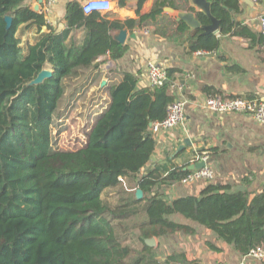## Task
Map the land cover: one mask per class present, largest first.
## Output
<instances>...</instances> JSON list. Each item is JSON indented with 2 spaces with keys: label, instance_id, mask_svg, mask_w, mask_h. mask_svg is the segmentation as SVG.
I'll list each match as a JSON object with an SVG mask.
<instances>
[{
  "label": "trees",
  "instance_id": "1",
  "mask_svg": "<svg viewBox=\"0 0 264 264\" xmlns=\"http://www.w3.org/2000/svg\"><path fill=\"white\" fill-rule=\"evenodd\" d=\"M145 1L139 0L138 19L124 22L99 12L86 15L74 3L68 28L56 31L43 13L21 6L22 0H0V264H190L184 253L164 259L157 246L146 243V238L195 232L172 219L175 214L212 230L244 255L264 244V188L251 197L230 185L210 184L199 196L169 199L161 186L180 182L191 172L189 164L144 172L156 149L151 124L166 118L178 97L172 89L174 69L164 85L144 88L134 73L124 72L120 82L106 86L109 104L84 129V144L56 147L53 125L73 102L62 109L71 80L98 67L100 56L118 60L128 51L111 31L153 25L157 31L167 28V36L170 29L180 35L189 30L184 21L174 20L170 27L160 22L165 7L190 6L156 0L142 14ZM211 1L220 31L228 32L233 21L226 6L236 7L238 0ZM7 16L13 19L10 27ZM199 19L211 22L203 13ZM23 24L49 31L24 47L17 35ZM80 27L86 30L84 40L69 41ZM219 45L215 33L195 30L189 38V52H212ZM46 65L53 76L28 85ZM138 188L144 193L140 199ZM110 189L117 190L115 203L103 197Z\"/></svg>",
  "mask_w": 264,
  "mask_h": 264
},
{
  "label": "crops",
  "instance_id": "2",
  "mask_svg": "<svg viewBox=\"0 0 264 264\" xmlns=\"http://www.w3.org/2000/svg\"><path fill=\"white\" fill-rule=\"evenodd\" d=\"M86 1L56 0L45 15L47 23L56 31L67 29L70 6L74 3L82 6ZM155 1L146 0L141 13L149 12ZM113 2L114 9L102 16L122 22L129 18L138 19L139 0H126L124 6L119 5V0ZM176 2L190 6L189 0L188 3L186 0ZM37 5V12H40L43 0H22L21 3V6L33 10ZM228 7L233 25L228 32L222 33L220 29L215 32L220 39L215 51L189 52V38L196 30L190 27L182 35L170 29L167 36L163 33L167 28L157 31V26L153 25L125 27L128 34L124 44L129 48L122 58L113 60L108 54L102 55L97 59L98 67L83 69L84 73L80 72L71 83L68 82L66 101L91 102L92 108L82 111L81 116L91 115L94 121L109 104L106 86L120 82L124 72L134 73L138 78V87L144 88L151 85L147 75L148 62L175 70V80L181 88L177 96L186 100V118L176 128L155 135V153L144 172L156 166L167 169L190 166L197 155L207 152L208 166L215 176L212 181L164 184L160 192L165 194V198L199 196L210 184L230 185L235 189L241 187L251 197L264 188V124L246 114L220 115L203 106L207 97L217 94L264 99V36L260 25V19L264 17V0H238L236 7ZM165 8L160 25L167 23L170 27L174 20L179 22V11ZM47 31L45 27L38 30L35 25L27 27L23 24L17 35L26 47L37 43ZM118 33L117 30L111 31L113 37H117ZM85 36L84 27L74 28L69 41L81 43ZM45 67L53 70L50 65ZM103 81L106 83L102 84ZM171 218L191 225L195 232H178L158 238V247L163 248L164 259L172 253H184L190 264H238L243 259L246 264H264V260L245 257L233 243L219 238L203 225L180 214Z\"/></svg>",
  "mask_w": 264,
  "mask_h": 264
},
{
  "label": "built area",
  "instance_id": "3",
  "mask_svg": "<svg viewBox=\"0 0 264 264\" xmlns=\"http://www.w3.org/2000/svg\"><path fill=\"white\" fill-rule=\"evenodd\" d=\"M55 1L56 0H43V7L41 8L40 13H43L44 15L48 14L52 9V6L55 4ZM252 1L256 2L259 0ZM82 9L86 15H89L93 12L106 14L114 9V2L113 0H87L82 5ZM260 25L262 34L264 36V17H261ZM147 31L149 30L147 29ZM147 75L151 85H164L169 80L168 70L162 65H159L158 63H155L153 61H150L147 64ZM172 89L176 93L178 92V90L181 89L180 83L177 80L173 81ZM203 106L209 111L220 115L227 113L246 114L251 116L257 122L264 124V99L262 98H248L242 96H229L217 94L207 97L203 102ZM185 118L186 100L184 98L177 97L168 106L166 118H164L162 121H157L151 124V131L154 136L159 133H164L182 124ZM64 120V118L58 119L57 133L54 132L53 126V135L54 140L57 142L56 147L67 149V147H64L60 143L58 137V134L63 132L61 131V128L64 126ZM92 123L93 121H89V123L84 129L89 130ZM85 141L86 136H84V142ZM208 159L209 153L207 152H202L201 154L197 155L194 164L203 161L206 163V165L203 168L192 169L191 172L181 180V182L188 184L198 180L212 181L215 175L213 170L208 166ZM245 257H252L259 260H264V244L252 248L249 253L246 254ZM238 264H246V262L243 259Z\"/></svg>",
  "mask_w": 264,
  "mask_h": 264
},
{
  "label": "water",
  "instance_id": "4",
  "mask_svg": "<svg viewBox=\"0 0 264 264\" xmlns=\"http://www.w3.org/2000/svg\"><path fill=\"white\" fill-rule=\"evenodd\" d=\"M189 5L191 9L178 12L177 19L179 21H184L187 24V26L192 29L202 30L203 35L215 33L220 29V20L213 14L212 11L213 2L211 0H189ZM38 9H39V5L34 7L35 11H38ZM165 9L169 11H174L172 7H167ZM200 13H203L210 19L211 21L210 24L202 23V21L199 19ZM12 21H13L12 17L10 16L6 17V22L9 27L12 25ZM117 31H119L118 36L114 38L117 41L124 44L128 34L127 28L117 29ZM53 74H54L53 70L45 67L39 72V74L33 80H31L27 84L28 85L41 84L46 79L52 77ZM105 83L106 82L103 81L102 84ZM205 165L206 163L201 161L196 164H191L188 168L192 170L195 168H203ZM236 189L243 190V188L241 187H236ZM143 195H144L143 190L138 188L136 190V197L140 199L143 197ZM146 243L152 247H155L157 245V241L155 237L146 238Z\"/></svg>",
  "mask_w": 264,
  "mask_h": 264
},
{
  "label": "rangeland",
  "instance_id": "5",
  "mask_svg": "<svg viewBox=\"0 0 264 264\" xmlns=\"http://www.w3.org/2000/svg\"><path fill=\"white\" fill-rule=\"evenodd\" d=\"M68 100L63 102L62 109L68 104ZM71 102L68 104L70 105ZM91 102L85 103V101H74L72 102L71 106L69 108H66L65 111H63V116L65 115L66 111L68 114L64 117V126L62 127L60 134H58L60 143L67 148L73 149L80 147L84 144V136L86 132H84V128L89 123V121H93V118L91 115H88L87 117L81 116L82 111H85L91 109L90 106ZM67 105V106H68ZM62 116V117H63ZM80 117V118H79ZM67 119V120H66ZM54 126V132L57 133V124L55 123ZM104 199L107 200L110 203H115L117 201V190L116 189H110L104 194ZM157 241V247L159 244L158 238H156ZM159 253L164 256V250L163 248L160 249L158 247Z\"/></svg>",
  "mask_w": 264,
  "mask_h": 264
}]
</instances>
